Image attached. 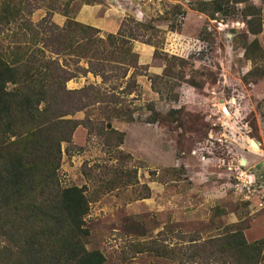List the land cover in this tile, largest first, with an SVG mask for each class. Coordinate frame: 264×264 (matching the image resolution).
<instances>
[{
	"label": "rangeland",
	"instance_id": "obj_1",
	"mask_svg": "<svg viewBox=\"0 0 264 264\" xmlns=\"http://www.w3.org/2000/svg\"><path fill=\"white\" fill-rule=\"evenodd\" d=\"M21 1L25 2L13 0ZM201 1L72 0L69 5V16L98 27L101 36L116 32L126 15L154 24L159 30L154 35L159 51L186 59L183 66L168 61L172 71L183 72L185 80L202 82L195 88L178 77L165 76L159 80V95L148 76L140 75L138 91L123 99V105L136 107L134 121L110 119L119 133L108 138L78 126L72 142L62 143L61 183L85 186L90 200L86 247L102 251L105 264H199L146 247L157 244L176 251L186 246L185 240L202 241L231 228L242 229L248 241L264 238L262 179L248 170L264 159V124L258 107L264 76H245L251 68L245 46L254 35L237 13H216L211 19L192 8ZM177 3L186 11L184 16L175 13ZM249 3L262 14L256 37L264 53V0ZM85 7L90 13H85ZM45 9L42 5L35 10L31 20H40ZM52 20L62 25L65 17L54 12ZM6 33L0 35L1 44L9 43ZM145 46L133 42L139 62L152 56L146 73L161 74L164 60L153 56L154 45L148 50ZM190 53L193 58H188ZM165 79L180 84L170 89ZM100 81L89 73L69 80L67 87ZM149 103L164 118L170 109L173 112L165 120L147 122ZM84 114L80 111L73 117ZM87 115L95 121L104 118L96 106ZM251 139L259 145L251 146ZM241 158L246 159L245 166L240 165ZM235 170L251 181L248 189L232 185Z\"/></svg>",
	"mask_w": 264,
	"mask_h": 264
},
{
	"label": "trees",
	"instance_id": "obj_2",
	"mask_svg": "<svg viewBox=\"0 0 264 264\" xmlns=\"http://www.w3.org/2000/svg\"><path fill=\"white\" fill-rule=\"evenodd\" d=\"M71 2L0 0V35L7 32L9 39L7 45L0 41V264H105L102 251L86 247L90 200L85 186L61 183L62 143L72 142L78 126L108 138L119 133L110 119L134 121L136 107L123 105V99L138 91L140 75L148 76L159 95V80L165 76L202 86L193 78L185 80L183 72L172 71L168 61L183 66L186 59L159 51L154 24L126 15L116 32L101 36L98 27L69 16ZM42 5L45 15L32 21V13ZM173 7L176 14H186L179 3ZM192 8L211 19L216 13L241 15L246 30L254 35L245 46L244 55L251 61L245 76H264V53L256 37L262 26L258 7L249 0H203ZM54 12L65 17L62 25L52 20ZM134 41L155 46L153 56L165 62L161 74L146 73L151 65L139 62ZM188 58H193L191 53ZM89 73L100 83L67 87L69 80ZM164 81L170 89L180 84ZM94 106L104 118L95 121L87 115ZM258 107L264 124V96ZM148 108L151 113L145 120L150 123L173 112L170 109L164 118L153 103ZM80 111L83 118L73 117ZM185 241L186 246L176 251L157 244L146 249L199 264H260L263 259L264 238L248 241L240 228Z\"/></svg>",
	"mask_w": 264,
	"mask_h": 264
},
{
	"label": "water",
	"instance_id": "obj_3",
	"mask_svg": "<svg viewBox=\"0 0 264 264\" xmlns=\"http://www.w3.org/2000/svg\"><path fill=\"white\" fill-rule=\"evenodd\" d=\"M250 144L253 147H257L259 145V142L251 139L250 140ZM246 164H247L246 159L245 158H241L240 159V165L241 166H245ZM261 167L264 169V159H262V160L258 161L257 163H255L253 165V167H249L248 170H249V172L251 174H253L254 176H256L257 175V170L260 169ZM262 177L264 178V174H263ZM263 188H264V186H263Z\"/></svg>",
	"mask_w": 264,
	"mask_h": 264
},
{
	"label": "built area",
	"instance_id": "obj_4",
	"mask_svg": "<svg viewBox=\"0 0 264 264\" xmlns=\"http://www.w3.org/2000/svg\"><path fill=\"white\" fill-rule=\"evenodd\" d=\"M236 171V170H235ZM243 173L236 171V174L233 176V178H235L236 180L233 182V186H236V189H243V188H249L251 185V181L250 180H246V179H242ZM248 182V183H247ZM249 185V186H248Z\"/></svg>",
	"mask_w": 264,
	"mask_h": 264
},
{
	"label": "crops",
	"instance_id": "obj_5",
	"mask_svg": "<svg viewBox=\"0 0 264 264\" xmlns=\"http://www.w3.org/2000/svg\"><path fill=\"white\" fill-rule=\"evenodd\" d=\"M86 10H88V9H86V7H85V9H84L85 13H90V12H88V11H86ZM84 11H82V14H83ZM120 21H121V19H120ZM118 26H119V25H118ZM117 28H118V27H117ZM142 44H145V43H142V42H141V45H142ZM149 46H151V45L146 44L145 47L147 48V50H148ZM150 57H151V59L149 60L148 57H145V56H144V58H140V62H141L142 64H150V63L152 62V56H150ZM150 65H151V64H150ZM150 67H151V66H150ZM150 67H149V68H150ZM91 75H92V74H91Z\"/></svg>",
	"mask_w": 264,
	"mask_h": 264
},
{
	"label": "flooded vegetation",
	"instance_id": "obj_6",
	"mask_svg": "<svg viewBox=\"0 0 264 264\" xmlns=\"http://www.w3.org/2000/svg\"><path fill=\"white\" fill-rule=\"evenodd\" d=\"M257 175L262 179V186H264V178L262 177L264 174V169L261 167L260 169L257 170Z\"/></svg>",
	"mask_w": 264,
	"mask_h": 264
}]
</instances>
